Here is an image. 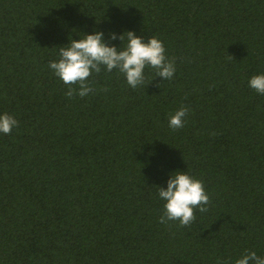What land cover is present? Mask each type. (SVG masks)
Here are the masks:
<instances>
[{
  "label": "trees",
  "instance_id": "obj_1",
  "mask_svg": "<svg viewBox=\"0 0 264 264\" xmlns=\"http://www.w3.org/2000/svg\"><path fill=\"white\" fill-rule=\"evenodd\" d=\"M97 31L117 48L110 32L159 38L174 77L146 67L133 89L102 67L94 92L67 97L49 63ZM261 74L264 0H0V115L19 122L0 133V264L264 257V95L249 87ZM177 171L210 197L185 227L159 223L157 187Z\"/></svg>",
  "mask_w": 264,
  "mask_h": 264
},
{
  "label": "clouds",
  "instance_id": "obj_2",
  "mask_svg": "<svg viewBox=\"0 0 264 264\" xmlns=\"http://www.w3.org/2000/svg\"><path fill=\"white\" fill-rule=\"evenodd\" d=\"M109 36L112 41L121 40L122 46L119 48L109 46L105 42L104 33L97 31L91 35L84 34L83 38L78 40L71 39L67 46L58 48L59 60L50 62L49 68L68 86L65 93L67 97L71 98L74 95L86 97L94 92L95 89L88 81L93 73L99 74L102 67L108 72L118 70L133 89L144 85L146 67L155 69L156 76L165 81L174 77L175 60L166 55L164 43L159 38L151 36L148 42H144L142 36L132 31H127L119 37L116 33L110 32ZM249 87L264 95V74L254 75L249 80ZM188 113L189 108L181 106L170 115L169 127L173 131L183 128ZM18 126L19 122L14 116L8 113L0 115V133L10 135ZM157 188L159 198L165 201L164 212L159 220L161 224L178 221L180 227L189 226L196 219L194 214L196 209L201 213L208 210L210 197L205 190L204 182L194 178L188 171L171 174L167 189ZM217 264L227 262L218 260ZM235 264H264V257L258 256L254 251H246Z\"/></svg>",
  "mask_w": 264,
  "mask_h": 264
}]
</instances>
